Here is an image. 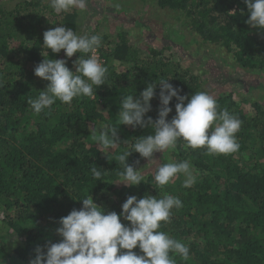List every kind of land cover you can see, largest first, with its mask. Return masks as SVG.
Segmentation results:
<instances>
[{
	"label": "trees",
	"instance_id": "1",
	"mask_svg": "<svg viewBox=\"0 0 264 264\" xmlns=\"http://www.w3.org/2000/svg\"><path fill=\"white\" fill-rule=\"evenodd\" d=\"M1 1L0 223L13 240L9 244L0 235V264H30L37 247L46 252L48 244L60 242L56 231L60 218L81 209L84 197L92 195L106 211L120 214L129 196L162 198L165 194L183 202L160 228L190 248V259L182 261L177 255V264H264V101L236 91L214 96L218 110L227 109L241 121L237 152L208 155L205 149L187 147L183 140L167 151L158 166L188 160L197 173L190 188L182 186V175L158 187L157 170L145 174L149 160L136 152L128 163L141 171L142 183L131 187L113 184L122 171L116 157L126 146L123 142L133 143L134 138L152 134V129L120 125L121 145L109 150L110 159L100 151L90 129L117 124L122 97L138 96L149 83L169 79L190 99L193 93L205 91L204 80L173 60V53L166 55L169 45L157 49L147 43L143 49L123 31L112 41L111 36H102L96 53L108 73L106 84L97 88L93 98L78 97L71 105L57 100L50 109L35 114L27 100L35 99L49 83L34 74L44 59L43 33L63 25L78 35H98V26L88 31L89 20L77 9L56 14L50 0H20L12 9ZM143 1L156 10L174 13L182 33L219 47L243 72L264 80V34L246 23L249 12L243 0ZM89 3L98 8L96 2ZM44 52L46 58L65 59L75 71L79 53L68 58L64 50L56 54L44 48ZM115 62L124 69L118 71ZM259 84L264 90V82ZM159 92L157 84L152 111L147 114L153 120L161 106ZM177 102L173 98L170 103L169 120L176 114ZM93 167L102 168V181L93 178ZM121 222L130 226L123 217ZM133 251L141 254L139 248Z\"/></svg>",
	"mask_w": 264,
	"mask_h": 264
},
{
	"label": "clouds",
	"instance_id": "2",
	"mask_svg": "<svg viewBox=\"0 0 264 264\" xmlns=\"http://www.w3.org/2000/svg\"><path fill=\"white\" fill-rule=\"evenodd\" d=\"M243 2L249 12L246 23L264 34V0ZM87 4L88 0H50V7L58 15L72 9L83 12ZM42 45L44 59L35 67L34 74L49 83L35 99L27 100L35 114L50 109L57 100L71 105L78 97L93 98L97 88L106 84L108 69L96 55L102 45L101 35H78L71 28L60 25L43 33ZM44 48L56 54L64 50L68 58L79 53V58L74 61L75 71L70 70L65 59L46 58ZM157 84L161 106L158 117L153 120L147 114L152 111L151 101L157 94ZM180 93L181 90L169 79L149 83L138 96L126 94L122 97L117 124H108L99 130L90 129L92 139L108 159L109 150L121 145L120 125L152 129V134L134 138L133 143L130 140L123 142L126 146L116 157L122 171L113 184L131 187L142 183L141 171L128 163L133 152L150 161L154 153L174 149L180 140L191 149H205L208 155H227L239 150L236 134L241 121L236 115L227 109L218 110L216 99L206 91L195 92L190 99ZM173 98L178 101L176 114L169 120ZM101 169H90L97 181L103 180ZM180 175L184 177V188L196 183V170L188 160L160 165L154 179L156 185L163 188ZM80 200L81 209H73L59 220L60 227L56 231L62 237L61 241L48 244L46 252L37 247L30 264H177L174 258L177 255L182 261L190 259V248L185 243L160 231L162 223L170 222L173 209L183 207L179 197L165 194L162 198L146 195L138 199L129 196L122 204L120 214L106 211L92 195ZM121 217L130 222V226L122 223ZM137 248L141 254L133 251Z\"/></svg>",
	"mask_w": 264,
	"mask_h": 264
},
{
	"label": "rangeland",
	"instance_id": "3",
	"mask_svg": "<svg viewBox=\"0 0 264 264\" xmlns=\"http://www.w3.org/2000/svg\"><path fill=\"white\" fill-rule=\"evenodd\" d=\"M18 1L20 0H2L1 3L5 8L12 9ZM92 1L98 4V8L93 7L88 0L85 11L77 9L81 16L89 20L88 31H92L94 25L98 26V35L111 36L110 41L124 31L129 34L135 46L143 49H146L147 43H151L150 45L157 49L169 45L170 49L165 54L170 56L173 53V60L179 62L186 71L189 70L204 80L205 91L213 97L221 92L236 91L241 96L245 94L248 95L246 97L255 98L258 102L264 101V90L259 88V82L264 80L255 74L243 72L219 47L203 43L196 37L189 38L187 33H182L174 13L156 10L152 4L143 0H90ZM150 34L153 39L150 38ZM96 55L103 63L99 55L97 53ZM114 66L118 71L124 69L118 62H115ZM250 88H253L251 93ZM167 151L154 153L150 162L147 161L150 166L144 168V173L156 171L159 161L164 162ZM0 235L6 236L9 244L13 240L3 223H0Z\"/></svg>",
	"mask_w": 264,
	"mask_h": 264
}]
</instances>
